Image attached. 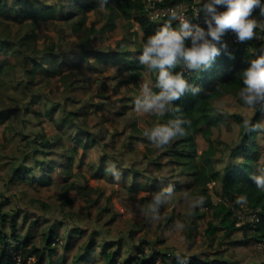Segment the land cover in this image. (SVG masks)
<instances>
[{"label":"rangeland","instance_id":"374dc122","mask_svg":"<svg viewBox=\"0 0 264 264\" xmlns=\"http://www.w3.org/2000/svg\"><path fill=\"white\" fill-rule=\"evenodd\" d=\"M91 1L37 0L32 8L55 3L58 9L53 16L39 17L35 23L27 22L29 18L18 20L0 14V31L3 35L8 33L11 41L29 31L35 38L30 47L15 44L11 49L4 45L0 50V67L3 66L0 75V203L5 212H17L15 233L24 236L29 230L30 242L41 246L43 233L49 228L55 230L54 244H51L54 253L49 256L46 252L43 264L48 261L50 264L72 263L73 255L80 253L83 244L91 238L95 245L89 260L81 264H102L103 247L117 250V261L139 253L166 251L172 253L166 256L170 264L177 252L187 258L222 257L234 264H264V241L257 239L253 229L242 226L243 221L249 222L246 216L236 222L237 228L227 232L220 223L223 215H214L215 208L207 203L209 200L215 206L224 200L233 204L223 197L221 176L228 165L244 161L245 155L236 152L242 136L238 118L255 121L256 112L242 107L238 91L222 93L211 101L213 112L222 114L223 119L208 134L213 141L209 156L200 154L209 143L199 131L193 132L191 140H176L167 148L154 147L143 136L144 130L168 120L135 111L134 100L141 93V83L152 79L146 69H138L140 73L135 76L132 67L140 55L139 25L133 19L126 21L114 16L107 6L101 9L100 3L89 8ZM13 3L14 0H6V7ZM251 18L263 20L256 9ZM74 23L79 24L78 30ZM230 33L222 39H227ZM83 38L90 47L107 52L108 56L102 60L96 55H88V60L79 56L78 47ZM51 44L60 51L58 57H66V61L74 59L71 61L76 66L71 68L74 70L68 68L70 62L61 66L65 72L75 71L72 78L79 81V86L67 88L57 80V74L51 75V80L45 83L43 76L37 73L34 84L27 89L21 81L26 79L25 71L18 67L16 54L21 53L20 49L30 53L33 47ZM257 48H264V40L257 42ZM14 49L18 52L14 53ZM123 51L127 54L118 53ZM124 56L126 58L122 59ZM8 61H16L18 69L11 71ZM99 61L102 64L97 65ZM77 70L81 73L76 74ZM33 95L39 97L32 101ZM52 102L55 109L49 116L44 107ZM69 110H78L80 114L73 123L63 127L58 119ZM262 121L264 114H260L256 123ZM85 129L96 139L87 146L78 143L86 137ZM75 133H80L79 137ZM45 139H50L51 144L43 142ZM252 141L250 139L249 143ZM254 144L257 158L253 163L257 168L264 164V132L256 133ZM174 150L178 153L189 150L194 156L191 162L195 169L184 170L172 155ZM66 155H71L70 163L64 160ZM109 163H114L122 173L118 183L103 168ZM16 165L23 169L31 167V174L37 179L46 176L44 170H48L49 181L29 182L15 177ZM209 167L217 171L216 177ZM169 185H174L178 194L187 190L192 197L203 196L204 205L194 216H189L187 202H178L181 198L177 195L161 209L159 224H148L138 206L147 205L150 199L145 198L147 193ZM65 199H69V203ZM227 217L233 218L232 215ZM34 219H37L36 224L32 222ZM176 221L185 225L182 232L172 229ZM209 222L216 225L213 234L206 231ZM4 230L10 233L11 227L6 223ZM182 236L186 237L187 244L181 240ZM162 261L159 258L158 264Z\"/></svg>","mask_w":264,"mask_h":264},{"label":"trees","instance_id":"16d2710c","mask_svg":"<svg viewBox=\"0 0 264 264\" xmlns=\"http://www.w3.org/2000/svg\"><path fill=\"white\" fill-rule=\"evenodd\" d=\"M179 0H163V4H171L173 2H176ZM37 0H14V3L10 5L8 8L6 7V0H0V14L1 15H10L13 18H17L18 20H23V18H29L30 23H35L37 18L39 17H48L53 16L55 12L57 11L58 7L57 4H45L41 7H35L32 8L33 3H36ZM261 4L264 5V0H260ZM99 3V0H92L91 3L88 5L90 8L91 6H96ZM15 4H18L15 6ZM76 4V3H75ZM78 6V3L77 5ZM111 9L112 12H114V16H120L126 21L129 20H135L138 25L139 29L142 32L140 36V45H139V52L141 53L143 44L146 42L147 37L155 32V30L160 27L163 23H155L151 21L148 16L145 14V2L144 0H109V3L107 5ZM256 11L260 12L259 8H256ZM261 15V14H260ZM263 20H264V16ZM30 19L32 21H30ZM1 23V19H0ZM111 23V21H109ZM75 26V29L78 30V26L76 23L73 24ZM172 26L174 28H177V25L175 22H172ZM93 30V29H91ZM90 30V31H91ZM95 32V30H93ZM9 35H3L0 31V50H2V47L5 45H8L4 48H11L13 49L17 44L18 46H22L25 48L32 46L31 44L34 42V34L29 31L23 35H20L19 37L14 38L12 41L9 39ZM222 43L225 44L224 38L222 39ZM34 46V45H33ZM220 47V45H217ZM21 53L16 54L17 55V62L18 67H21L25 71V78L24 80H21L22 83H24L25 87L27 89L30 88L31 84H34L35 82V74H39L40 76H43V79L45 83L51 80L52 77H50L53 74H57L58 79L64 83V85H67V88L71 86L74 88L75 86H79V81L77 79H73L72 75L75 73V71H68L65 72L61 65L69 63L68 68H75L76 66L65 58L58 57V53L60 51H57L54 44L47 45L45 47L41 48H32L30 53L25 51H22L23 49H20ZM260 51L257 48V42L253 38L252 40L239 43L237 47H234L232 49H229L228 47L226 49H221V54L216 57L215 61L211 64L210 67H208L206 70L200 71V72H189L186 73L183 69L180 67H177L174 69V72L182 71L183 77L186 79V81L194 86L198 87L200 89L199 93L193 95L191 92L186 93L183 97H181L179 100L174 101L173 103L175 105H178L181 109V112L177 113L176 115H179L183 117L184 119L191 121V126L187 127V135L184 138L178 139V142H181L182 139L184 140H191L193 132H201L204 136V138L208 141L209 146L207 149L203 150L200 154L210 155V151L213 148V141L209 138V132L212 130L211 128L217 124L223 119L222 114H215L212 110V99L219 96L222 93L225 92H239L240 87H242V80H241V73L245 68L248 67L249 61L251 59H254L257 55L260 54ZM14 53H17L18 50L14 49ZM79 56H82L83 58L87 59L88 55H96L100 60L106 58L108 56L107 52L99 51L95 49L94 47H90L88 43H86V40L83 38L81 40V43L78 47ZM122 55H126L127 53L118 52ZM117 53V54H118ZM125 59L126 57H122V59ZM76 60V59H75ZM88 60V59H87ZM114 59H111L113 62ZM128 60V59H127ZM3 62H7L3 60ZM9 62V68L18 69L16 65V61ZM134 62V61H133ZM136 63L132 64V67L135 68V76L139 75L140 71L138 69H146L142 65L139 64L138 60L135 61ZM8 64V63H7ZM97 65L102 64L101 61L96 62ZM22 65V66H20ZM79 66V65H77ZM133 69V68H132ZM63 70V71H62ZM74 70V69H71ZM147 70V69H146ZM17 71V70H16ZM76 74H80L81 72L77 70ZM3 72V66L0 67V75ZM156 72H150V76L153 81L156 79ZM133 77V75L131 76ZM1 78V76H0ZM40 82V81H39ZM68 82V83H66ZM30 85H29V84ZM66 88V89H67ZM39 95L32 96V101H35ZM73 98V96H72ZM75 100V99H74ZM77 100V99H76ZM46 105H50L48 107H44L46 110V113H48L49 116H51L52 110L55 109L54 102L47 103ZM80 107L78 108V110ZM78 110H69L68 112H65L58 121H60L61 126H68V124L73 123L75 116L80 114ZM1 114V113H0ZM260 112L257 111L254 120L252 123H256L260 118ZM167 120L173 118L172 116L165 115L163 116ZM240 125H242V119L241 117L238 118ZM69 128V127H68ZM84 128V127H83ZM86 130V129H85ZM62 131V128H61ZM86 137L82 138L81 140H78V143L82 144L83 146H87L88 144H91L96 141L93 134L90 133L89 130H86ZM240 133L242 134L239 143L236 145V152H240L241 154H244V161L240 163L239 165H228L223 175L221 176V183H222V194L223 197L226 199L228 198L230 201H233V206L239 207L240 205H237L235 203L236 197L238 195H245L248 198V203L246 207L253 210H258V216L259 219L256 222H244L243 221V227L246 229H253L255 231V236L259 240L264 241V191L259 190L255 187L253 182L250 179V174H253L256 172V165L253 163V161L257 158V154L255 153V147L254 144L255 135L257 132H251L245 134L244 128L241 126ZM77 137H79L80 133H75ZM75 137V136H74ZM78 139V138H77ZM253 139V143H249V140ZM43 142H45L47 145L51 144L50 139H45ZM191 150V149H190ZM184 151V150H183ZM189 151V150H188ZM181 152L178 153L176 150H174L172 155H175L177 160L181 163L180 165L186 168L193 167L195 169V164L191 162V159L194 158L192 153L189 152ZM48 152V151H44ZM71 155H66L64 158L65 161H68L70 163L71 161ZM178 156L181 158L179 159ZM107 165L103 168L106 169ZM209 170H211V174H213L214 177L217 176V171H213L212 167H209ZM32 169L31 167H24L21 168L18 165L14 166L13 174L15 177L25 179L29 182L33 180H38L41 183H47L49 181V171L44 170V173L46 176L38 177L40 179L34 178L32 176ZM193 173L197 176L196 170L193 171ZM206 174V173H205ZM201 176H199L200 179ZM198 178V176H197ZM202 178V177H201ZM201 180V179H200ZM74 186V184H71ZM69 203V199H65ZM207 203L210 205H213L214 207V215H223L221 219L222 227L225 228L227 232L232 231L236 227V222L241 221L242 219L238 218L231 207V205L224 203L223 201L218 202L217 204H211L209 200H207ZM229 215H232L233 218L229 219ZM17 212H5L1 209V203H0V264H43V259L45 257L46 252H49V256H51L54 253V247L51 246V244H54L53 239L56 236V232L53 228H49L47 232H44L42 235V245L41 246H35L30 242V231L28 230L27 233H25L24 236L17 235L15 233L16 230V220H17ZM11 220H10V219ZM27 216H24V221L26 220ZM245 218H243L244 220ZM33 224L37 223V219H34ZM8 224L9 227H11V232L7 233L4 230L5 224ZM216 225L212 222H209L208 227L206 231L209 234H213L215 232ZM12 243V245H10ZM94 241L91 238L87 243L83 244V247L81 248L82 251L80 253H77L73 255V262L70 264H81L82 262H87L90 258V251L94 247ZM69 247V243L66 244V248ZM168 252L166 251H159V252H151V253H139L138 255H135L133 257H126L121 261H117L118 251L117 250H108L106 247H103L101 249V255L103 257L102 264H158L159 258H162L163 261L161 264H170L168 263L166 256ZM62 261V260H60ZM161 262V260L159 261ZM171 264H176L175 256L171 258ZM48 264H50V261H48ZM188 264H234L232 261L225 259V258H204V257H198L193 256L188 258ZM251 264H259V263H251Z\"/></svg>","mask_w":264,"mask_h":264},{"label":"clouds","instance_id":"9594fccd","mask_svg":"<svg viewBox=\"0 0 264 264\" xmlns=\"http://www.w3.org/2000/svg\"><path fill=\"white\" fill-rule=\"evenodd\" d=\"M99 3L100 8L104 9L109 0H99ZM218 7L225 10L219 11ZM256 8H259L261 16H264V5L260 0H205L200 7L194 8L192 18L198 19L200 13H203L206 29L192 23V18L186 14L169 9L168 20L147 37L137 60L149 72L154 71L157 75L155 81L148 79L141 83V93L134 100L135 111L146 116L173 117L167 123L144 130L143 136L154 147H170L176 140L187 135L186 126L190 127L191 121L176 115L181 109L173 102L186 93L195 95L200 91L198 87L186 81L182 71L173 70L177 67L190 72L206 70L221 54V49L227 48V45L222 43V37L229 31L234 33L236 40L241 43L255 38L257 29L264 31V20L251 18ZM173 21L179 23L178 28L172 26ZM241 80L242 87L238 95L243 102L242 107L251 109L253 113L259 111L264 114V48L249 61L248 67L241 73ZM241 126L245 134L264 132V121L252 123V120L244 119ZM106 172L114 181L119 182L122 173L114 163L108 164ZM250 179L257 189L264 191V164L258 166L255 173L250 174ZM177 195L181 198L178 202H187L189 216H194L195 211L205 203L203 196L192 197L187 190L178 194L174 185H169L157 192L146 194L145 198L150 197L147 205L138 206L141 217L150 225H158L161 209ZM235 203L245 207L248 198L240 195ZM184 228L185 225L181 221L172 225L174 231L182 232ZM181 240L185 244L188 243L186 237L182 236ZM175 260L176 264H188V258L180 252L176 253Z\"/></svg>","mask_w":264,"mask_h":264},{"label":"built area","instance_id":"2783aa9c","mask_svg":"<svg viewBox=\"0 0 264 264\" xmlns=\"http://www.w3.org/2000/svg\"><path fill=\"white\" fill-rule=\"evenodd\" d=\"M145 2V14L148 16V18L155 22V23H163L168 20V10L169 9H176L180 13L186 14L188 17L192 18L193 16V10L196 7H200L201 3L199 4V0H179L176 2H173L171 4H163V0H144ZM176 23L177 27H179V23L176 21H173ZM192 23L199 24L200 27L206 28V25L203 23V13H200L199 18H192ZM264 40V31L257 30V35L255 37L256 42H260ZM239 43L236 40L235 34L230 33L228 34V38L225 39V44L229 49L234 48V46ZM186 73H189L190 71L184 70ZM224 203L231 205L233 211H237L234 213L238 218L248 219L250 222H256L259 219L258 216V210L249 209L248 207H235L232 204L227 203L226 201L222 200ZM242 212L241 215L239 213ZM169 255H172L171 252H168Z\"/></svg>","mask_w":264,"mask_h":264},{"label":"crops","instance_id":"0c3cea01","mask_svg":"<svg viewBox=\"0 0 264 264\" xmlns=\"http://www.w3.org/2000/svg\"><path fill=\"white\" fill-rule=\"evenodd\" d=\"M200 2H201V5L205 2V0H200ZM218 10L219 11H223V10H225L223 7H218ZM260 50V49H259ZM148 71V70H147ZM148 73H149V75H150V72L148 71Z\"/></svg>","mask_w":264,"mask_h":264}]
</instances>
